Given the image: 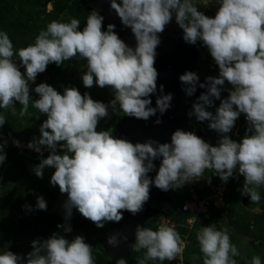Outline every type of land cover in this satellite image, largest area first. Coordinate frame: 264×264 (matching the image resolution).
Wrapping results in <instances>:
<instances>
[{"label": "clouds", "instance_id": "9594fccd", "mask_svg": "<svg viewBox=\"0 0 264 264\" xmlns=\"http://www.w3.org/2000/svg\"><path fill=\"white\" fill-rule=\"evenodd\" d=\"M218 6L214 17L198 10L197 0H111V8L122 24L130 27L136 45L129 46L114 31L115 25L103 28L104 17L90 12L81 30V21L52 20L35 37L34 43L16 49L8 33L0 30V110L17 115L16 104L22 107L19 116L28 114L29 107L46 116L26 147L40 155L33 172L43 178L46 167L54 168L52 186L67 194L63 203L64 224L57 227L71 233L73 209L103 227L107 221H120L121 210L133 214L142 210L149 200L150 188L163 191L182 188L197 182L211 170L227 183L237 174L244 177L241 194L258 204V189L264 186V0H205L204 5ZM175 20L183 30L185 42L202 43L218 66V75L200 82L195 71L179 76L187 96L197 87L206 88L192 104L188 113L198 122H207L219 139L215 145L193 131L175 130L171 141L153 139L133 143L117 138L112 130H97L101 119L112 113L148 120L157 112L163 115L173 100L171 92L163 94L159 86L156 106L151 95L156 94L158 71L154 67L160 33ZM18 57V60L16 59ZM84 59L87 71L81 79L85 88L108 87L113 99L105 103L94 100L90 93L81 94L76 87H65L61 94L52 85L41 82L33 89L38 74L49 64L57 66L73 58ZM23 69V71L21 70ZM231 88L224 89L225 83ZM228 96L221 99L222 92ZM38 94L33 99L30 92ZM215 100H220L218 107ZM215 108V111L210 109ZM0 111V128L7 122ZM244 115L245 134L239 140L230 133ZM157 124L161 119L155 121ZM16 147H22L13 139ZM7 140L0 143V165L7 154ZM49 155L45 158L44 153ZM160 165L153 178L149 176ZM211 182L210 177L208 178ZM31 210V206H27ZM35 208L47 210V201L40 195ZM133 250L143 256L137 264L150 261H173L182 255L185 241L174 226L161 224L157 229L137 226ZM197 241L203 254V264H237L240 251L232 243L227 228L213 223L202 226ZM110 244L116 238L109 239ZM26 255L0 250V264H95L94 249L85 237L66 238L54 232L46 239L31 242ZM116 264H128L120 258ZM250 264H264L259 255Z\"/></svg>", "mask_w": 264, "mask_h": 264}, {"label": "rangeland", "instance_id": "374dc122", "mask_svg": "<svg viewBox=\"0 0 264 264\" xmlns=\"http://www.w3.org/2000/svg\"><path fill=\"white\" fill-rule=\"evenodd\" d=\"M63 1L75 0H0V30L8 33L16 49L34 43L35 37L41 29L52 20L70 21L76 18L81 21V30L86 23L88 14L81 10L67 7ZM198 10L214 17L218 6L215 3L204 5L205 0H197ZM173 27H179L175 20L170 22ZM202 44V43H201ZM18 60V57H16ZM200 82L206 81L208 76L218 75V66L205 46L199 60ZM23 71V69H21ZM87 71V62L78 57L57 66L49 64L44 73L37 76L35 86L46 82L56 88L61 94L65 87H76L81 94L90 93L94 100L105 103L113 99L110 88L93 86L85 88L81 79ZM224 89L231 88L225 83ZM33 99L38 94L30 92ZM228 91H223L221 98H226ZM17 115L10 110L5 111L7 122L0 128V143L7 140L5 152L7 158L0 165V250H11L14 253L26 255L32 250L31 242L35 239H46L54 232H61L66 238L72 239L76 235L85 237L92 245L95 264H110L107 257L96 251L97 237L110 232L109 221L103 227L88 218L78 210L73 209V216L67 223L71 224L72 232L64 233L58 224H64L63 203L67 199L66 193H61L59 186H52L50 178L54 168L46 167L43 178L33 172V167L40 162V155L26 147L27 143L40 135L39 128L46 116L33 107H29L28 114L19 116L21 105L16 104ZM218 107V106H216ZM215 111V108L210 109ZM123 114V112L118 113ZM117 113L109 110V117L101 119L97 130H108L115 122ZM193 127L202 133L203 138L215 145L218 134L208 128L207 122H196ZM247 122L242 114L230 135L239 140L244 136ZM13 139L19 140L22 147H16ZM49 155L44 153L46 158ZM211 182L209 183L208 178ZM244 177L234 174L227 183L207 170L205 177L197 182L187 183L182 188L167 191V203L162 210L168 216H160L148 222V226L157 229L161 224L174 226L185 241L182 255L173 261H150L149 264H203V254L197 241V232L202 226L215 224L218 229L227 228L230 239L237 246L240 255L235 257L237 264H250L253 256L259 255L264 261V186L258 191L261 201L256 204L250 196L241 194L240 189ZM42 195L47 201V210L35 208L37 196ZM196 206L194 212H185V205ZM31 206V210L29 207Z\"/></svg>", "mask_w": 264, "mask_h": 264}, {"label": "water", "instance_id": "95a60500", "mask_svg": "<svg viewBox=\"0 0 264 264\" xmlns=\"http://www.w3.org/2000/svg\"><path fill=\"white\" fill-rule=\"evenodd\" d=\"M49 1V0H47ZM120 2V0H118ZM94 6L101 12L104 17L103 24L107 29L108 24H114V31L129 46L135 47L136 40L130 27H125L118 14L111 8V0H94ZM161 43L158 45L156 52L154 67L158 71L157 93L151 95L152 106H156L157 96L160 95L159 86L164 85L163 94L174 93L171 107L161 115L159 112L148 120L137 119L128 116L117 127L115 137L126 138L127 140L136 142H146L148 139L156 140L160 143L171 141L172 133L177 129L185 131H193L203 138L201 132L192 125L194 116L189 117L188 113L192 109V104L197 97L205 91L206 88L197 87V91L193 96H187L183 90L182 82L179 76L185 71H195L200 75L199 60L202 53V46L192 45L184 41L183 30L180 28H172L165 26L162 33L159 34ZM206 83V81H201ZM161 119L162 122L157 124L155 121ZM156 169L149 173L154 179L158 171L160 160L154 161ZM167 201V191H163L154 185L150 188L149 200L145 202L142 210L133 214L126 210L123 212L120 221H111L110 236L107 241L108 251H115V262L120 258L128 261V264H137V258L143 256V250L136 252L133 250L135 243V233L137 226L148 227V222L152 219L160 217V211L149 206L150 203ZM115 237L116 243L110 244L109 239ZM113 249V250H112Z\"/></svg>", "mask_w": 264, "mask_h": 264}, {"label": "trees", "instance_id": "16d2710c", "mask_svg": "<svg viewBox=\"0 0 264 264\" xmlns=\"http://www.w3.org/2000/svg\"><path fill=\"white\" fill-rule=\"evenodd\" d=\"M63 4L65 6H67V7H72L74 10L84 11L87 14H89L93 10H96V11H98L101 14V12L94 6V0H75V1H69V2H66V1L64 2L63 1ZM166 26H169V27H172V28H177V27H173L171 24H168ZM103 28L106 30L104 24H103ZM197 45L203 47V45L200 42H198ZM199 70H200V67H199ZM173 96H174V93H173ZM127 117L128 116L125 115L124 113L123 114L116 115L115 122L108 128V130L109 129L112 130V134H113L114 137H115V134H116L118 125L124 119H126ZM195 121H197L196 118L194 120H192V125H193V123ZM167 201L150 203L149 206L151 208H153V209H156V210L160 211L161 216H168V213H166L161 208L162 205H164L165 203H167ZM109 224L111 225V221H109ZM109 236H110V232L108 234H106V235H102V236L97 237V240H96V251L100 255L107 257L108 260H109V262H110V264H116V262L114 260L115 259V251H108V249H107V241H108Z\"/></svg>", "mask_w": 264, "mask_h": 264}, {"label": "built area", "instance_id": "2783aa9c", "mask_svg": "<svg viewBox=\"0 0 264 264\" xmlns=\"http://www.w3.org/2000/svg\"><path fill=\"white\" fill-rule=\"evenodd\" d=\"M183 209L185 212H194V210L196 209V206H193V204L185 205Z\"/></svg>", "mask_w": 264, "mask_h": 264}, {"label": "flooded vegetation", "instance_id": "af4514ba", "mask_svg": "<svg viewBox=\"0 0 264 264\" xmlns=\"http://www.w3.org/2000/svg\"><path fill=\"white\" fill-rule=\"evenodd\" d=\"M221 99H223V98H221ZM219 104H220V100H215V105L216 106H219ZM197 121H195L194 123H196ZM194 123H193V125H194ZM163 206V205H162ZM162 208V207H161Z\"/></svg>", "mask_w": 264, "mask_h": 264}]
</instances>
